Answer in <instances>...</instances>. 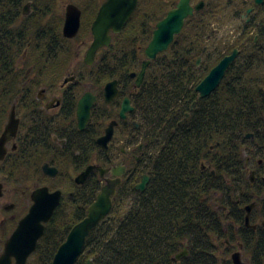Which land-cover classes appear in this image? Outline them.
<instances>
[{
  "label": "trees",
  "instance_id": "1",
  "mask_svg": "<svg viewBox=\"0 0 264 264\" xmlns=\"http://www.w3.org/2000/svg\"><path fill=\"white\" fill-rule=\"evenodd\" d=\"M144 3L116 37L121 42L100 52L94 67L86 66L99 76L82 81L97 83L101 94L106 82L128 79L140 71L156 23L172 8L168 6L159 16L158 0ZM211 9L213 22L221 14L240 15L246 8L238 0H218ZM208 20L199 14L190 18L169 50L151 64L142 87H133L128 94L145 130L150 182L141 192L135 187L141 174L137 180L128 177L110 215L87 239L76 264L91 260L93 264H221L217 252L222 241L233 242L239 235L245 251L254 257L252 264H264V229L254 231L245 225L246 204L254 201L253 192L262 194V190L250 192L254 184L246 178L243 158L245 151L255 149L264 155V29L256 41L253 26L245 22L247 28L233 45L215 48L211 54L207 42L213 31ZM42 26L36 24L33 30L39 32ZM20 34L18 54H5L0 45V132L13 102L35 95L26 72L19 75L16 71V62L31 63L35 32L22 29ZM237 48L240 55L219 88L210 97L200 98L197 87ZM46 57L51 64H71L75 59L72 53L63 60ZM200 58L203 62L198 66ZM101 121L105 122L94 113L92 127L102 132L105 125ZM37 170L43 178L38 184L47 185L40 167H14L7 172L30 178ZM99 191L98 180L92 177L83 194L68 198L46 225L28 264L52 263L73 227L87 216ZM186 245L188 255L177 260Z\"/></svg>",
  "mask_w": 264,
  "mask_h": 264
},
{
  "label": "flooded vegetation",
  "instance_id": "2",
  "mask_svg": "<svg viewBox=\"0 0 264 264\" xmlns=\"http://www.w3.org/2000/svg\"><path fill=\"white\" fill-rule=\"evenodd\" d=\"M106 1L0 0V45L3 48V53L8 55H16L19 53V39L22 29H26L30 33L35 32L34 35L32 34V38L34 37L36 40V44L31 50V63L21 66L19 61L16 62V71L19 75H21L22 71H27L25 76H28L29 81L33 84V92L35 95L33 97H19L13 102L10 109L11 112L12 108L15 107L16 118L20 123L16 136L12 137L6 143L4 159L0 160V258L4 255L6 245L16 231L20 221L28 214L31 208L25 205L24 199H26L28 194L26 191L23 192V196H18L17 191L10 188L6 180L5 169L8 170V168L14 167H40L43 173L42 168L45 164H49L51 167L58 169L59 173L55 178L43 173L47 181V185L45 186L49 188L50 192H62L60 205L56 209L53 217L62 205L67 203L68 198L74 199L78 193L83 194L84 190L90 184L92 177L98 180L100 187L99 193L107 184L108 180L120 179V184L116 189L117 195L118 190L123 186L128 177L134 176L135 180H137L139 174H141V178L135 185L136 190L139 191L137 186L142 182L145 175L149 176L145 154L146 143L143 138L145 130L141 128L139 115L136 113L132 98L128 95L132 92L133 87L139 89L135 86L137 78H133L132 73L128 79H112L105 83L102 94L97 87V83L82 81L86 77L91 79V76H99L97 70H94L95 72L91 71L86 66L94 67L98 61L100 52L110 49L112 46L115 47L117 44L116 41L121 42V39L116 37L123 32L137 9L144 2L143 0H138L136 9L120 33H115L113 29L110 30V45L100 48L97 52L95 63L87 65L84 62L85 56L95 38L93 24ZM216 1L218 0H190L194 14L186 19L184 28L187 21L190 18H194L197 14L202 15L204 20L206 18L209 19V22H212V9L210 11V8L216 4ZM238 1L246 8L244 10L245 14L243 15L241 13L239 15L232 13L231 16L236 17V19L240 17L247 25L250 27L253 26L257 31L256 41H258L260 38L259 32L264 29V2L258 5L256 4V0H253L252 3L248 2V0ZM180 2L181 0H158L157 9L159 16H163L168 6L172 5V8L166 12L167 16L171 10L178 7ZM201 4H203L202 9L199 11L196 10V7ZM72 6L74 8L70 11ZM69 13H72L73 19H76L75 17L80 15L79 30L76 37L72 39L67 38L64 34ZM166 16L158 21V23L164 20ZM218 18L215 17L213 21H217ZM36 24L43 25L39 32L33 30ZM245 28L247 27L244 26ZM208 38H211V35H208ZM30 44L32 45V43H29V46ZM206 51L207 48L204 49V53ZM69 53L75 56L71 64H58L57 62L51 64L47 61V55H54L59 60H63L67 58ZM81 57L83 59L81 65L74 63L77 58ZM139 72L135 73L138 75ZM112 81L118 82L120 93L112 103H107L105 87ZM87 93H91L96 97V101L91 109V117L86 128L81 130L78 119V104L80 99ZM126 98H130V103L134 110L127 113L125 119H121L120 112L123 101ZM96 112L105 120V122H100L105 125L102 132L96 127H92L91 124L94 113ZM115 115H118L119 119H115ZM7 120L0 132V138L5 131ZM113 121L118 122L114 135L108 147L102 148L98 140L105 135L108 125ZM140 130L141 134H139ZM138 136L140 138L136 143L135 140ZM251 138L253 139L255 136L253 135ZM251 162L254 163L253 159H251ZM92 165L105 169H115L116 173H120V175L117 177L110 172L102 177L98 171H94L85 184H77L76 178L88 166ZM247 170L249 171V168ZM250 172L251 177L249 181L252 184H255L257 187H261L262 184L264 185V165L261 160L251 167ZM30 178L34 179L37 184L43 179L38 170L31 173ZM55 184L56 186L54 187ZM42 186L39 185L35 189ZM33 191L29 195L31 200ZM19 197H22V201L20 200L21 203H19ZM252 197L254 201L249 203V205H254V208L249 214L248 225L246 223L248 212L245 208V225L249 229L258 231L259 229H264V196L255 191L252 193ZM256 210L259 213H255ZM256 214L261 215L260 224L254 221ZM238 238L240 239V235ZM240 244V247H244L243 242ZM33 255L29 258L28 263ZM240 256L242 259L241 253ZM249 258L252 263L254 257L250 255ZM12 263H16L15 258L12 259Z\"/></svg>",
  "mask_w": 264,
  "mask_h": 264
},
{
  "label": "water",
  "instance_id": "3",
  "mask_svg": "<svg viewBox=\"0 0 264 264\" xmlns=\"http://www.w3.org/2000/svg\"><path fill=\"white\" fill-rule=\"evenodd\" d=\"M264 0H256V4H263ZM138 5V0H107L103 5L95 23L93 24L94 41L91 44L84 62L87 65H92L96 61L97 52L100 48L108 47L111 43L109 32L111 29L115 33H120L126 23L131 18L134 10ZM202 5L196 7V10H201ZM74 8L72 6L70 11ZM250 12V11H249ZM194 14V10L190 5V0H181L176 9L171 10L166 18L156 25L153 37L147 48L145 49L146 60L142 62V68L139 74H132L133 78H137L135 86L140 88L144 82L147 70L151 63L158 56L170 48L175 37L179 35L185 25L186 19ZM72 18V13L68 14L64 28V34L67 38L76 37L80 27V15ZM239 49L226 56L215 66L208 76L197 87V92L200 98L205 99L210 97L221 85L227 75V72L233 63L239 57ZM202 59H199L197 65L200 66ZM118 82L112 81L105 87V98L107 103H112L119 96ZM96 101L91 93L85 94L78 104V119L81 130L85 129L90 117L91 109ZM130 98L123 101L120 112L121 119L126 118V114L133 111ZM19 120L16 118L15 107L12 108L5 131L0 138V160L4 159L6 154V143L16 136L19 129ZM118 122H111L105 135L99 138L98 143L102 148H107L111 141L115 128ZM138 126V125H137ZM253 135H248L251 138ZM45 175L55 178L59 171L45 164L42 168ZM98 171L102 177L112 172L113 175L119 176L115 169H105L99 166H88L82 174L76 178L77 184H85L89 176ZM150 180L148 175L143 177L142 182L137 186V189L143 192ZM120 184V179L108 180L107 184L102 188L97 196L96 201L89 207L87 216L78 224H76L69 233L66 241L59 247L51 264H76L78 259L83 254L87 239L96 230V228L104 221L113 209V198L116 195V189ZM62 198L61 191L50 192L48 187H40L33 191V205L29 209L28 214L20 221L16 231L6 245L4 255L0 258V264H13L12 259H16L15 264H27L29 258L36 252L39 241L44 237L46 224L52 219L56 209L60 205ZM254 208V205L246 207L248 216L246 218L247 225L249 224V214ZM187 253L178 255L177 260H180ZM88 264H93L89 261ZM233 264H245L242 262L240 253L233 256Z\"/></svg>",
  "mask_w": 264,
  "mask_h": 264
},
{
  "label": "rangeland",
  "instance_id": "4",
  "mask_svg": "<svg viewBox=\"0 0 264 264\" xmlns=\"http://www.w3.org/2000/svg\"><path fill=\"white\" fill-rule=\"evenodd\" d=\"M148 1L149 0H145L144 1L145 3L143 2L145 6L148 3L152 2V0H150L149 2ZM252 1L253 0H248V2H250V3H252ZM144 5H143V8H145ZM244 14L245 13L243 12V15ZM244 25H245V22L240 17L238 19H236V17H232L230 13L221 14L217 21H213L212 26H211L212 31H213V37L207 42V44L210 46L209 51L211 52V54L213 53V49H215V48L224 49L226 47L233 45L235 43V41L238 40V38H239L243 28H244ZM249 29H251V28H248V30ZM251 32L254 36L257 35V31L255 30L254 27L251 29ZM82 62H83V59L81 57V58H77L74 63H78L81 65ZM202 62H203V59L201 61V64H202ZM23 65H25V64L22 63L21 66H23ZM24 72H27V71H24ZM139 138H140V136H138L137 139L135 140L136 143H137V140H139ZM255 150L245 151L243 154L245 166L249 165V166H247V168H249V171L246 168V178L248 180L251 177L250 169L252 166H254L256 163H258L259 160H261L262 164L264 165V155L259 154L257 152V150L256 151ZM255 152L257 153V155H254ZM251 159H253L254 163L251 162ZM1 170H3V169H1ZM5 176H7L6 180H7V183L10 185V188L16 190L18 196H23L24 191H26L28 193L26 196V199H24L25 205H28V207H31L33 202L30 199L29 195L40 184H37L34 179L25 178L23 175H20V176L10 175L7 172V169H5ZM74 176H76V175H74ZM263 176H264V174H263ZM246 186L249 187V185H246ZM250 187H251L250 192H252L254 190V188L255 189L261 188V190L263 192L262 196H264V185L263 184L261 185V187H257L255 184H254L253 188H252V186H250ZM242 190H244V191L248 190L249 191V189H247L245 187L244 188L242 187ZM19 198H20L19 203H21L22 197H19ZM22 204H23V202H22ZM246 206L248 207L250 205L248 204ZM257 212L258 211L256 210L255 213H257ZM254 217H255V219H254L255 223L258 222L260 224L261 215L256 214ZM241 242H242L241 239L237 238V236L234 237L233 242H231L230 239H224L221 243L222 245L220 246L219 252H217V255L219 256V262L221 264H228L229 262H231L233 264V256L236 253L240 252L242 254V262L245 264H252L250 261V258H249L250 255L244 250L243 246L240 247ZM183 252H187V254H188V245H186L185 250ZM186 256H183L179 261H181Z\"/></svg>",
  "mask_w": 264,
  "mask_h": 264
}]
</instances>
